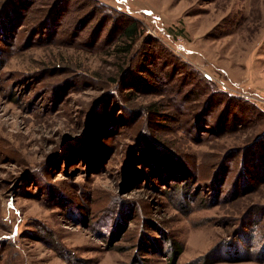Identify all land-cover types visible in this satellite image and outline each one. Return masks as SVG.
<instances>
[{
	"label": "rangeland",
	"instance_id": "374dc122",
	"mask_svg": "<svg viewBox=\"0 0 264 264\" xmlns=\"http://www.w3.org/2000/svg\"><path fill=\"white\" fill-rule=\"evenodd\" d=\"M206 258L264 264V0H0V264Z\"/></svg>",
	"mask_w": 264,
	"mask_h": 264
},
{
	"label": "trees",
	"instance_id": "16d2710c",
	"mask_svg": "<svg viewBox=\"0 0 264 264\" xmlns=\"http://www.w3.org/2000/svg\"><path fill=\"white\" fill-rule=\"evenodd\" d=\"M135 28H136L135 23H134V22H131L130 24H128V25L124 28V30H123L124 35H125L126 37H128V38H129V37L131 38V37L133 36L134 32H135ZM180 251H181V248H180V247L176 246V247L174 248V253H173L172 258H171V262H172V263H175L176 255L179 254ZM211 262H212L211 259L206 258V259H204L203 264H209V263H211Z\"/></svg>",
	"mask_w": 264,
	"mask_h": 264
}]
</instances>
